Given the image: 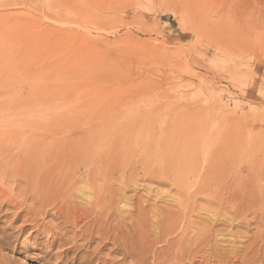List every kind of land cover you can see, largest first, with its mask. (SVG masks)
I'll return each mask as SVG.
<instances>
[{
	"label": "rangeland",
	"instance_id": "374dc122",
	"mask_svg": "<svg viewBox=\"0 0 264 264\" xmlns=\"http://www.w3.org/2000/svg\"><path fill=\"white\" fill-rule=\"evenodd\" d=\"M0 264H264V0H0Z\"/></svg>",
	"mask_w": 264,
	"mask_h": 264
},
{
	"label": "bare ground",
	"instance_id": "6f19581e",
	"mask_svg": "<svg viewBox=\"0 0 264 264\" xmlns=\"http://www.w3.org/2000/svg\"><path fill=\"white\" fill-rule=\"evenodd\" d=\"M9 133H10V132H9ZM14 137H15V136H14ZM12 138H13V137H12ZM29 138H30V137H29ZM55 138H56V137H55ZM7 139H8V138H7ZM46 139H47V138H46ZM15 140H16V139H15ZM26 140H27V139H26ZM26 140H25V141H26ZM57 140H58V139H56V141H57ZM30 143H31V142H30ZM23 148H25V147H23ZM27 148L29 149V147H27ZM27 148H25V150H26ZM23 151H24V150H23ZM157 162H158V161H157ZM98 164H99V163H98ZM98 164H97V165H98ZM101 164H102V163H101ZM101 164H99V165H101ZM99 165H98V166H99ZM98 166H97V168H98ZM107 166H108V164H107ZM109 166H110V165H109ZM99 167H100V166H99ZM41 182H42V181H41ZM85 182H86V181H85ZM86 183H87V182H86ZM78 186H79V185H78ZM82 186H83V185H82ZM80 187H81V186H80ZM88 187H90V186H88ZM81 188H82V187H81ZM86 188H87V187H86ZM87 189H88V188H87ZM96 189H97V188H96ZM84 190H85V189H84ZM89 191H91V190L89 189ZM101 192H102V191H101ZM80 194H81V193H80ZM100 194H101V193H100ZM78 195H79V194H78ZM105 195H106V193H105ZM105 195H104V196H105ZM107 195H108V194H107ZM107 195H106V196H107ZM36 196H37V195H36ZM84 196H85V195H84ZM42 197H43V196H42ZM79 197H80V196H79ZM88 197H89V196H88ZM98 197H99V196H98ZM42 199H43V198H42ZM95 202H96V200H95ZM95 202H93V203H95ZM94 205H95V204H94ZM59 209H60V208H59ZM64 209H65V208H64ZM60 210H61V209H60ZM68 210H69V209H68ZM65 211H66V210H65ZM57 212H58V211H57ZM62 213H65V212L63 211ZM85 213H86V212H85ZM69 214H70V213H69ZM94 215H95V214H94ZM105 217L107 218V216H105ZM110 217H111V214H110ZM110 217H109V218H110ZM81 219H82V217H81ZM103 220H105V219H103ZM69 222H70V221H69ZM106 222H107V221H106ZM189 232H190V231H189ZM193 233H195V232H193ZM196 235H197V234H196ZM103 236H104V235H103ZM163 236H166V235H162V237H163ZM99 238H100V237H99ZM113 239H114V238H113ZM124 241H125V240H124ZM122 242H123V241H122ZM115 243H116V242H115ZM126 243H127V242H126ZM130 243H131V242H130ZM113 244H114V243H113ZM115 245H116V244H115ZM124 245H125V244H124ZM126 245H127V244H126ZM126 245H125V247H126ZM131 246H132V243H131ZM131 246H130V247H131ZM122 247H123V246H122ZM119 248H120V247H119ZM131 248H133V247H131ZM120 249H121V248H120ZM125 249H126V248H125ZM127 249H128V248H127ZM127 249H126V250H127ZM151 249H152V248H151ZM128 250H129V249H128ZM142 251H143V250H142ZM124 252H126V251H124ZM143 252H144V251H143ZM130 254H133V253H130ZM135 255H136V254H135ZM124 256H125V254H124ZM134 257H136V256H134ZM135 260H136V258H135Z\"/></svg>",
	"mask_w": 264,
	"mask_h": 264
}]
</instances>
